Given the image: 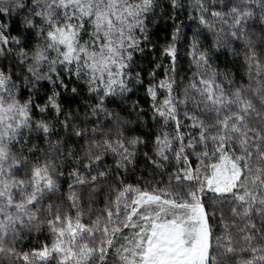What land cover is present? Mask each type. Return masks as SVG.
<instances>
[{
	"label": "snow or ice",
	"instance_id": "1",
	"mask_svg": "<svg viewBox=\"0 0 264 264\" xmlns=\"http://www.w3.org/2000/svg\"><path fill=\"white\" fill-rule=\"evenodd\" d=\"M0 264H264V0H0Z\"/></svg>",
	"mask_w": 264,
	"mask_h": 264
},
{
	"label": "trees",
	"instance_id": "2",
	"mask_svg": "<svg viewBox=\"0 0 264 264\" xmlns=\"http://www.w3.org/2000/svg\"><path fill=\"white\" fill-rule=\"evenodd\" d=\"M161 27H163V25H161ZM157 35L159 37H163V32H158ZM146 64V61L144 62ZM147 74V69L145 71V75ZM141 100H143V98L141 97ZM150 171V168L147 165V162L145 161L144 157H143V149L141 150V153L139 154L138 158H137V164H136V170H135V174L131 175L129 177L130 180H135L136 176L139 175H144L147 179L151 180L152 177L148 175V172ZM41 239H43V237H41Z\"/></svg>",
	"mask_w": 264,
	"mask_h": 264
}]
</instances>
